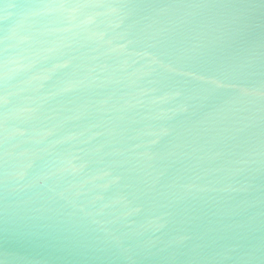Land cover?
Returning a JSON list of instances; mask_svg holds the SVG:
<instances>
[{
  "label": "water",
  "instance_id": "obj_1",
  "mask_svg": "<svg viewBox=\"0 0 264 264\" xmlns=\"http://www.w3.org/2000/svg\"><path fill=\"white\" fill-rule=\"evenodd\" d=\"M0 264H264V0H0Z\"/></svg>",
  "mask_w": 264,
  "mask_h": 264
}]
</instances>
